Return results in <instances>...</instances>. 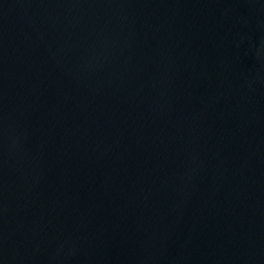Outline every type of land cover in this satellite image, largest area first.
Returning a JSON list of instances; mask_svg holds the SVG:
<instances>
[{
    "label": "water",
    "instance_id": "obj_1",
    "mask_svg": "<svg viewBox=\"0 0 264 264\" xmlns=\"http://www.w3.org/2000/svg\"><path fill=\"white\" fill-rule=\"evenodd\" d=\"M0 264H264V0H0Z\"/></svg>",
    "mask_w": 264,
    "mask_h": 264
}]
</instances>
